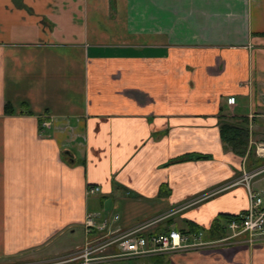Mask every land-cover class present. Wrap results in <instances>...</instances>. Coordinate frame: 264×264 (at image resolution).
<instances>
[{
  "label": "crops",
  "instance_id": "1",
  "mask_svg": "<svg viewBox=\"0 0 264 264\" xmlns=\"http://www.w3.org/2000/svg\"><path fill=\"white\" fill-rule=\"evenodd\" d=\"M223 123L246 128L243 154ZM259 143L264 0H0V264H82L147 222L218 240ZM117 250L90 264H264V242Z\"/></svg>",
  "mask_w": 264,
  "mask_h": 264
},
{
  "label": "built area",
  "instance_id": "2",
  "mask_svg": "<svg viewBox=\"0 0 264 264\" xmlns=\"http://www.w3.org/2000/svg\"><path fill=\"white\" fill-rule=\"evenodd\" d=\"M226 101L228 104L233 105L235 103V97L229 96ZM42 125L48 126V123L43 122ZM255 152L257 156L264 158V143H259ZM260 181L264 182V162L251 170H243L231 182L232 185H244L248 198V206L243 212L224 223L222 228L225 231V236L218 240L206 242L201 240V233L184 236L176 231L142 234L143 230L149 225V222H147L127 230L117 231L110 236L105 235L101 242L94 243L90 248L87 246L83 249L84 254L81 255L83 257L82 264H90L96 259V257H89L88 254L90 252L112 244H117L119 250L112 256L127 259L169 250L206 246L216 242L236 241L247 244L262 243L264 242V183L258 186L257 183ZM98 190L99 188L97 186H92L88 189L89 192H96ZM86 226H95L98 229H104L106 223L96 226L91 217L88 216Z\"/></svg>",
  "mask_w": 264,
  "mask_h": 264
},
{
  "label": "trees",
  "instance_id": "3",
  "mask_svg": "<svg viewBox=\"0 0 264 264\" xmlns=\"http://www.w3.org/2000/svg\"><path fill=\"white\" fill-rule=\"evenodd\" d=\"M9 106L6 105L5 108L7 109ZM220 131L222 134V138L224 142L230 146V148L238 153L243 154L244 148H246V135L247 131L246 128H233L230 125L223 123L220 126ZM207 156L200 155V154H186L181 157L182 160L185 159H198V158H205ZM180 159V160H181ZM262 163V162H261ZM235 215L230 214H221L219 217L224 218L225 220H229L233 218ZM217 227L213 226L211 229V233L213 234L214 230H216ZM215 233V232H214ZM216 234V233H215Z\"/></svg>",
  "mask_w": 264,
  "mask_h": 264
},
{
  "label": "rangeland",
  "instance_id": "4",
  "mask_svg": "<svg viewBox=\"0 0 264 264\" xmlns=\"http://www.w3.org/2000/svg\"><path fill=\"white\" fill-rule=\"evenodd\" d=\"M256 146V145H255ZM262 161H258L257 163H256V166H258V165H260V164H262L261 163ZM264 182L263 181H260L259 183H257V185L258 186H261L262 184H263ZM103 236L102 235H100V236H98V237H96V238H94V240L93 241H90L89 242V244L88 245H86L84 248H86L87 246L90 248V246H92L94 243H98V242H101L102 240H103ZM82 251V253H81V255H83L84 254V251L83 250H81ZM119 250H117V251H115V253H117ZM99 254H101V252L100 251H96V253L94 254L95 256H98ZM92 256V255H91ZM91 256H89V257H91ZM82 257V256H81ZM83 258V257H82ZM98 258H100V257H98ZM117 259H120V258H117Z\"/></svg>",
  "mask_w": 264,
  "mask_h": 264
}]
</instances>
